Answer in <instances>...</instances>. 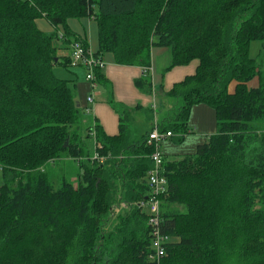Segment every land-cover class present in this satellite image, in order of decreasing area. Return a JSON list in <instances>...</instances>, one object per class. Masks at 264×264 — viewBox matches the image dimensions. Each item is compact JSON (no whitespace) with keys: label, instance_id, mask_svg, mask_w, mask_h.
I'll return each instance as SVG.
<instances>
[{"label":"trees","instance_id":"16d2710c","mask_svg":"<svg viewBox=\"0 0 264 264\" xmlns=\"http://www.w3.org/2000/svg\"><path fill=\"white\" fill-rule=\"evenodd\" d=\"M84 17L98 25L95 56L143 68L136 85L145 94L152 49L171 53L166 71L199 63L162 94L167 112L140 138L129 109L112 100L119 134L88 125L74 85L54 72L70 68L74 43L88 48L66 23ZM40 19L65 33L42 32ZM253 42L264 43V0H0V264H264V70ZM95 77L104 82L102 69ZM201 104L215 111L216 131L195 154L164 157L167 241L156 260L140 205L150 196L149 135L156 127L182 143Z\"/></svg>","mask_w":264,"mask_h":264},{"label":"crops","instance_id":"0c3cea01","mask_svg":"<svg viewBox=\"0 0 264 264\" xmlns=\"http://www.w3.org/2000/svg\"><path fill=\"white\" fill-rule=\"evenodd\" d=\"M38 22L39 20L37 23ZM72 33L83 41L88 49L92 50L93 47L90 42V34L88 35L85 30L82 34L81 32ZM98 51L99 31L98 48L96 47V49H94V54H97ZM58 55L63 59L69 58L70 50L66 49L61 43ZM102 59L104 62V67L102 69L104 82L98 84L96 89H93L90 82L87 81V76L85 79L77 78L74 86L76 100L80 107L88 111L86 117L88 125L91 124L92 126L97 124L108 136L118 135L120 129V117L110 105L109 101L112 100L116 104L128 108L130 112L129 125L132 128L133 135L139 138L154 126L151 120L153 115H151L152 113L150 112L152 106H155L157 111H159V109L163 110L164 103L162 94L169 92L176 83L194 74L199 64L198 61H193L188 66H177L170 71H166L172 62L171 53L165 48L152 49L151 61L153 70L150 71V79L153 92L149 95L143 93L136 85L137 81L146 77V71H144L143 68L120 65L116 62L112 53L103 55ZM260 66L264 70V43L261 45ZM236 86V82L230 85V94H234ZM248 86L250 88H255L257 86L256 80L252 81ZM89 98H92L93 102H89ZM156 118L158 121V115ZM190 124L197 132V135L190 137V141L194 142L196 145L195 151L193 153H184L179 150V148H169L166 153H162L165 159L175 160L180 157L195 154L198 146L204 144L208 140V137L215 133L217 125L216 113L207 105H196L191 110L189 125Z\"/></svg>","mask_w":264,"mask_h":264},{"label":"built area","instance_id":"2783aa9c","mask_svg":"<svg viewBox=\"0 0 264 264\" xmlns=\"http://www.w3.org/2000/svg\"><path fill=\"white\" fill-rule=\"evenodd\" d=\"M83 66L87 70V81L90 82L93 89H96L98 83L95 77V70L103 69L104 62L99 59L88 48H85L82 43L76 42L71 47V66ZM153 69H151L152 71ZM89 102H93L92 98L88 99ZM172 134L160 133L155 127L149 135L148 145L153 148L151 154V161L153 163V169L149 173L148 185L150 188L149 201L142 203L141 208H147L149 211V224L154 228V248L155 259L160 260L165 255V245L167 237L162 236L159 232L161 223L160 219V203L159 197L166 192L167 181L163 175L164 155L162 154L160 147L161 143L170 139Z\"/></svg>","mask_w":264,"mask_h":264},{"label":"rangeland","instance_id":"374dc122","mask_svg":"<svg viewBox=\"0 0 264 264\" xmlns=\"http://www.w3.org/2000/svg\"><path fill=\"white\" fill-rule=\"evenodd\" d=\"M66 23L68 25V29H70L72 32H76V33L81 32V34H82L83 31L85 30L88 35L90 34V37H91L90 42L92 44V47L94 49H96V47L98 48V25H97L96 21H94V19L89 18V17H86V18L84 17V18H79V19L78 18H69ZM37 24H38L39 28L48 35L54 34L55 31L59 35H63L65 33V30H66L64 26H60L56 30L45 19H40ZM46 31H48V32H46ZM56 44H57V48L59 49L61 47V43L57 42ZM261 45H262V43H260V42H253L252 45L250 46L251 57L255 58L259 62H260ZM93 48L91 51H93V53H94ZM54 72L58 78H60L61 80L69 81L74 86H75V82H76L77 78L85 79V77L87 76V70L83 66H80V65L75 66V67L70 66L69 69H66L65 67H63L59 64V65L55 66ZM168 104H167V108L169 107V109H170L171 106ZM165 112H167V111L159 109V111L157 112L158 119L161 120L163 118ZM152 121H153L152 124L155 126V124L157 123V118L154 117ZM138 122H139V119H138ZM189 130H190V132L186 136L185 140L180 144L176 143L173 139H167L166 141L162 142L161 148H160L161 152L166 153L169 148H173V149L179 148V150L183 151L184 153H193L195 151L196 145L194 144V142L190 141V137L197 135V132L191 127V124L189 125ZM208 139H209V137H208ZM88 143H89L90 151H93V141H88ZM66 164H67V167L65 166L67 168L66 173H68L69 175L75 176L79 172V167L77 164H75L73 162H68ZM63 167L64 166H62V168ZM58 173H59V171H58ZM53 174L54 175L52 176L53 177L52 179L54 180L56 178L55 175L57 174V172H54V170H53Z\"/></svg>","mask_w":264,"mask_h":264},{"label":"water","instance_id":"95a60500","mask_svg":"<svg viewBox=\"0 0 264 264\" xmlns=\"http://www.w3.org/2000/svg\"><path fill=\"white\" fill-rule=\"evenodd\" d=\"M57 61V60H56Z\"/></svg>","mask_w":264,"mask_h":264}]
</instances>
